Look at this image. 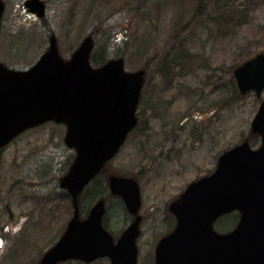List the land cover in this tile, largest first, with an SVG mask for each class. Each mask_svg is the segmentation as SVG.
I'll list each match as a JSON object with an SVG mask.
<instances>
[{
	"label": "rangeland",
	"instance_id": "rangeland-1",
	"mask_svg": "<svg viewBox=\"0 0 264 264\" xmlns=\"http://www.w3.org/2000/svg\"><path fill=\"white\" fill-rule=\"evenodd\" d=\"M201 2L209 16L198 20L195 7ZM23 3L7 0L12 24L0 35V61L8 66L23 71L35 64L54 34L66 59L93 36L94 66L122 56L128 71L148 70L139 128L83 198L82 209L85 215L101 195L108 197L109 175L135 177L144 215L138 264H155L158 242L175 228L170 204L189 184L211 174L225 151L247 138L252 147L261 144L251 125L264 93L260 99L254 93L241 96L234 71L242 60L264 52V0H48V17L41 23L22 17ZM117 34L122 40L111 42ZM65 135L63 125L50 122L8 148L4 163L11 176L0 197V264H14L15 258L36 264L71 220L72 201L59 184L76 153L66 147ZM107 206L104 224L119 237L131 217L118 199ZM222 221L232 227L235 220ZM42 224L45 247L30 239ZM24 239L31 240L28 255L18 254L26 253Z\"/></svg>",
	"mask_w": 264,
	"mask_h": 264
},
{
	"label": "water",
	"instance_id": "water-1",
	"mask_svg": "<svg viewBox=\"0 0 264 264\" xmlns=\"http://www.w3.org/2000/svg\"><path fill=\"white\" fill-rule=\"evenodd\" d=\"M31 6L43 15L36 1ZM4 4L0 2V18ZM94 40H84L71 60H64L56 37L49 51L27 72L0 65V147L28 128L53 121L68 128L65 143L77 151L75 162L62 180L74 205V215L59 243L41 264L78 259L92 263L109 258L111 264H138L137 239L142 216L141 190L134 179L112 176L111 192L120 196L133 216V223L115 242L103 226L105 202H98L81 220L79 197L84 188L112 160L137 126V108L146 71L127 72L123 58L92 68ZM243 95L264 92V53L235 70ZM252 131L263 145L251 150L249 143L226 152L217 170L191 184L170 205L176 229L156 249V264H264V102L253 121ZM238 211L235 231L219 234L215 221Z\"/></svg>",
	"mask_w": 264,
	"mask_h": 264
},
{
	"label": "flooded vegetation",
	"instance_id": "flooded-vegetation-1",
	"mask_svg": "<svg viewBox=\"0 0 264 264\" xmlns=\"http://www.w3.org/2000/svg\"><path fill=\"white\" fill-rule=\"evenodd\" d=\"M3 1H5V3L7 2V0H3ZM25 1H27V0H25ZM45 3H46V5H47V11H46V14H45V16L43 17V18H39L38 16H37V14H35V13H32V12H29V10H27L26 8H24L23 10V13H22V17H24V18H26V19H29V20H33L34 22L35 21H38V22H40V21H44L47 17H48V13H49V11H48V1L47 0H43ZM5 16L6 15H4L3 16V19H2V22H1V32L4 30V29H6V27H7V25H8V23H9V26H8V28H10L11 27V24H12V21H10V17L9 16H11V13H8V19L7 20H5ZM14 16V15H13ZM41 23V22H40ZM1 63H3V64H5L6 66H8L5 62H2V61H0ZM12 68V67H11ZM30 132V130H27L26 132H24L23 134H21L20 136H18L16 139H14L10 144H8L7 146H4L3 148H0V197H1V192H3L4 190H5V185H6V183H7V181L9 180V177L11 176L10 174H9V172L8 171H6L5 170V165H7V163L5 164L4 162H5V160H4V156H5V154H6V152H7V150H8V148L10 147V145H12L15 141H17L18 139H20L21 138V136H25L27 133H29ZM260 147V146H259ZM259 147H253V149H258ZM13 164H14V162H13ZM13 166V165H12ZM21 166H22V164H21ZM13 172H14V169H13ZM111 176L112 175H110L109 177H108V182H107V184H106V188H104L106 191H107V193L108 192H110V185H109V181H110V178H111ZM103 176L102 175H99L94 181H93V183L91 184V186L92 185H94L95 184V182L98 180V179H101ZM102 184H104V181H102ZM105 185V184H104ZM6 191H7V189H6ZM66 194L69 196V194L66 192ZM104 195H107L106 193H104ZM84 196V195H83ZM83 196H82V198H83ZM82 198H81V200H80V204L82 203ZM0 205H1V202H0ZM10 214H11V212H10ZM12 215V214H11ZM233 215H235L236 217H237V221H234V224H233V226L232 227H227V225L224 223L225 221H217V227H215V230L218 232V233H230V232H233L236 228H237V226H238V224H239V222H240V218H241V216H240V214L239 213H235V214H233ZM88 216V215H87ZM70 222V221H69ZM69 222L67 223V225H66V227H65V230H64V226L62 225L61 226V228H60V233H59V239L58 240H55L53 243H52V245L48 248V247H45V245H43V243H45V232H46V226L44 225V224H42V226L40 225V226H38L37 227V229L36 230H34L33 231V233L31 232L30 233V239H38V241L40 242V243H42L41 245L42 246H44L45 247V250L43 251V252H41L42 253V255L41 256H38V258L40 257V259H39V261L36 263V264H40L41 262H42V260H43V258L49 253V251L51 250V249H53L56 245H57V243L62 239V237L64 236V234H65V232H66V230H67V227H68V225H69ZM5 229V227L3 228V230ZM38 231H41V232H39L38 233ZM9 232H11V230H9ZM3 236H1L0 237V255H2L3 254V250H2V247H1V244L3 243V238H2ZM30 239H24L23 240V243H24V245H25V252L26 253H23V252H18V254H22V255H28L27 254V251H28V249L26 248V245H27V242L30 240ZM31 241V240H30ZM16 253H17V251H15ZM35 253V252H34ZM33 253V254H34ZM17 256V254H15L14 255V257H16ZM0 261H1V256H0ZM25 261V260H24ZM72 262H79V261H77V260H71ZM23 263H25V262H21V260L20 259H18V258H15L14 259V264H23ZM69 262H66V263H60V264H68Z\"/></svg>",
	"mask_w": 264,
	"mask_h": 264
},
{
	"label": "trees",
	"instance_id": "trees-1",
	"mask_svg": "<svg viewBox=\"0 0 264 264\" xmlns=\"http://www.w3.org/2000/svg\"><path fill=\"white\" fill-rule=\"evenodd\" d=\"M208 1V0H207ZM208 14V12L207 11H205L204 10V6H203V4H202V2L201 3H199L196 7H195V15L197 16V19L199 20V19H203V18H205L206 16H209V15H207ZM110 39H109V36H108V41H109ZM113 40H115V42H120L122 39H121V35L120 34H117L116 36H115V38H113V39H111V42L113 41ZM102 59V58H101ZM245 61V59L244 60H242V62H244ZM241 62V63H242ZM108 167H106V169H107Z\"/></svg>",
	"mask_w": 264,
	"mask_h": 264
}]
</instances>
